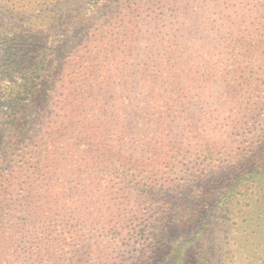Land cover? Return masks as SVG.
Segmentation results:
<instances>
[{"label":"trees","instance_id":"trees-1","mask_svg":"<svg viewBox=\"0 0 264 264\" xmlns=\"http://www.w3.org/2000/svg\"><path fill=\"white\" fill-rule=\"evenodd\" d=\"M46 2L57 6L55 0ZM66 3L80 6L72 11L70 23L53 31L44 29L58 35L41 45L40 21L31 20V29L22 28L18 37L12 24L6 22L12 17L21 19L32 10L33 2L14 7V3L0 0V18L6 22L0 23L5 25L0 27V50L12 52L7 59L10 69L0 77V264H30L44 252L51 254L73 246L77 236L71 234L73 210L83 209L88 215V204L80 205L78 200L90 192L98 195L101 208L112 211L110 235L120 236L129 229V241L142 237L151 224L145 221L139 229L132 227L136 219L130 215L127 202L134 195L129 194L137 187L135 183H140L138 177L162 167L171 175H184L194 185L203 176H210L209 183L217 182V186H210L213 197L218 198L217 207L227 219L236 218L240 220L237 224H243L236 235L226 234L236 247L219 253L220 260H229L226 264H264V136L243 149L241 160L231 159V176L219 183L224 167L215 162L230 149L219 145L218 131H199L204 125L202 112H198L200 116H195L196 110L187 112L192 103L182 85L186 58L177 41L184 34V26L136 25L148 20L162 22L166 14L153 10L151 0H134L123 5L133 20L131 25L89 28L94 13L85 8V0ZM139 7L147 8V17H140L141 11L135 16ZM82 32L88 34L87 39L63 58L74 34ZM22 43L29 50L23 47L20 52L26 54H15ZM248 52L257 61L259 73L248 67ZM134 53L140 62L137 71L129 63ZM222 57L217 72L226 77L237 72V67L250 69L254 76L263 75L264 33L249 45L230 42ZM25 59L27 64L20 66ZM223 65L225 71L221 70ZM261 81L248 85L264 92ZM49 84L48 91L45 88ZM44 91L48 92L44 95ZM192 129L196 131L194 143L185 141ZM132 142L138 151L125 154L123 146ZM129 172L135 177L130 182ZM195 173L198 180L193 179ZM104 198L108 199L106 204ZM140 200L138 207L145 205ZM99 212L104 214V209ZM197 212L193 209L190 224L196 222ZM212 217L208 213L204 218L203 233L210 222L214 224ZM40 222H48L45 231L31 242L27 237L30 226ZM90 223L95 222L90 218ZM164 232L154 230L151 234L161 240ZM67 234L71 239L65 237ZM192 236L187 233L173 242L172 252L180 259ZM98 243L96 248L103 245ZM111 243L104 247L111 249ZM129 246L123 244L124 248ZM132 258L130 255L123 261L128 263ZM69 260L65 257V262Z\"/></svg>","mask_w":264,"mask_h":264},{"label":"rangeland","instance_id":"rangeland-1","mask_svg":"<svg viewBox=\"0 0 264 264\" xmlns=\"http://www.w3.org/2000/svg\"><path fill=\"white\" fill-rule=\"evenodd\" d=\"M29 1L6 0L8 5L14 3V7ZM31 1L33 2L31 11H26L21 19L16 20V17H12L6 22L12 24L10 27H14V32L18 37L22 35L23 29H31L33 24L31 20L40 21L38 23L43 27L42 37L39 39L41 45L56 37L57 32L53 35L54 37L50 33L63 23H70L72 11L80 6L79 4L72 6L70 3H66L69 0H55L57 2L55 8L46 0ZM132 1L134 0H85V8L93 10L94 13L89 22L91 25L89 28H95L98 25H131L130 22L133 20L127 15V10L123 5H131ZM146 1L148 0H143V3ZM151 4L153 10L158 9L159 14H166L162 17L163 21H140L136 25L184 26V34L178 37L177 41L186 58L182 85L188 92V101L192 103L187 112L196 110L195 116H200L197 114L199 111L202 112L204 125L200 127L199 131H218L221 135L218 141L219 145L224 149H230L221 157L220 163L215 162V164L224 167V172L220 173L223 175L219 183L227 181L231 176L229 173L233 171L229 167L232 165L231 159L241 160L243 149L253 140L257 141L264 136L263 88L248 85L250 81H264V60L261 62L263 75L254 76L250 69L245 70L242 67H237V72L230 73L226 77L224 73L217 72L220 67L219 59L223 58L222 53L226 51L230 42L249 45L264 33V0H151ZM58 5L62 6L61 9L57 8ZM146 9L139 7L135 16L141 11L144 14H140V17H147L148 10ZM160 10L162 11L160 12ZM3 20L4 18L1 17L0 23H6ZM2 26L5 25H0V27ZM47 28L52 31L44 30ZM32 33L30 32V34ZM87 35L86 32L77 36L74 34L70 47L62 57H67L71 51H74L87 39ZM23 47L26 52L30 48L23 46L22 43V46L14 53L26 54V52H20ZM11 53L5 54L0 50V77L3 71L10 69L11 61H7V59ZM138 58L134 53L133 58L129 61L136 67L135 71L140 65ZM20 64L24 67V64H27L26 59ZM252 66L259 73L257 61H254L248 52V67ZM221 70H226L224 65ZM212 74H214L213 77ZM262 81L259 84L263 85ZM50 84L45 88L48 91ZM48 91H44V95ZM256 101H260L259 106L254 105ZM249 108L250 110H248ZM195 136L196 131L189 130L185 141L189 140L194 143ZM119 146L122 145L119 144ZM122 151L125 154H136L138 148L136 143L132 142L131 145L123 146ZM241 153L242 155H239ZM209 162L210 160L207 161V163ZM124 169L129 171L128 168ZM141 169L148 168L142 167ZM132 174L134 173H130V177L127 178L128 182L135 179ZM20 176L21 179H24L23 174ZM198 177L197 173L193 175L195 180H198ZM138 178L140 183H135L137 185L134 188L135 191L132 189L129 194V197L134 196L127 203L131 208L130 215L133 214L136 219L133 221L132 227L137 226L139 229L145 221L151 224V228L142 237H134L129 241V229L123 230L120 236L110 235L108 221L112 217V211L110 207L109 211L107 208H101L100 201H97L98 195L90 192L86 196L82 195L78 200L80 205L88 204L89 216L83 209L80 211L72 209L73 232L68 230L72 232L69 233L77 235L75 244L60 248L51 254L44 252L37 259L32 258L30 264H226L229 261L220 260L219 253L225 252L227 247L228 250H232L236 246L234 239L228 240L225 236L227 233L236 235L237 229L243 227V224L240 223L241 226L237 224L240 220L236 218L227 219L225 212L217 207L216 200L218 198L213 197V191L210 190V186H217V182L209 183L210 176H203V180L195 182L196 185H194L188 182L184 175H171L163 167L155 171L151 170L150 173ZM164 183H167L168 186H164ZM191 190L192 192H190ZM133 191L134 194H132ZM196 195H198V199ZM139 199H143L140 201L145 202V205L138 207ZM107 202L108 199L104 198L103 203ZM100 209H104V214L99 212ZM193 209L198 211L197 219L195 223L190 224L188 221ZM208 213L213 215L212 219L215 222L214 224L210 222L208 230L206 229L207 231L203 233L201 227H203V220ZM114 214L117 216L116 211ZM90 218L95 222L93 225L90 223ZM122 218L124 220L126 214ZM99 222L101 223L99 224ZM47 223L31 224L27 233L31 242L36 241L37 236L45 231ZM228 225L231 226L229 232ZM159 229L165 231L161 240L155 239L151 234V231H160ZM187 233L193 236L188 241V246L182 251L181 255L184 256L180 259V256L172 252L173 242ZM71 234H67L65 237L71 239ZM203 234L204 236H202ZM110 240L112 242L110 245L113 247L106 249L104 246ZM98 242L103 244L100 248H96ZM126 243H130L128 248L123 247V244ZM90 245L92 249L95 248L94 251ZM130 255H133V258L128 263L124 262L123 259ZM65 257H69L70 262H65ZM49 261L51 262L49 263Z\"/></svg>","mask_w":264,"mask_h":264}]
</instances>
